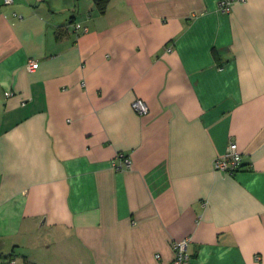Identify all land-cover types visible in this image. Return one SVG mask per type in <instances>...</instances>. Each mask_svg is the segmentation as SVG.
I'll return each mask as SVG.
<instances>
[{
    "label": "crops",
    "instance_id": "crops-1",
    "mask_svg": "<svg viewBox=\"0 0 264 264\" xmlns=\"http://www.w3.org/2000/svg\"><path fill=\"white\" fill-rule=\"evenodd\" d=\"M218 2L0 0V264H264V0Z\"/></svg>",
    "mask_w": 264,
    "mask_h": 264
},
{
    "label": "built area",
    "instance_id": "built-area-1",
    "mask_svg": "<svg viewBox=\"0 0 264 264\" xmlns=\"http://www.w3.org/2000/svg\"><path fill=\"white\" fill-rule=\"evenodd\" d=\"M238 1L244 0H219L218 9L223 13H229L232 5ZM13 0H2L5 5L11 4ZM38 68V62L35 60H29L26 64V69L28 72H33ZM6 95H9L7 93ZM133 111L138 115H146L148 113V106L142 99H136L131 105ZM118 168L127 169L130 168L131 162L124 154L118 155ZM242 161V155L237 151L236 145L231 143L225 155L221 158L215 159L212 168L215 171L234 174L240 167ZM191 242L190 237H185L179 241H174L172 243V250L174 253V258L171 264H191L188 255L186 254V249L188 244ZM158 258V255L156 256Z\"/></svg>",
    "mask_w": 264,
    "mask_h": 264
},
{
    "label": "trees",
    "instance_id": "trees-1",
    "mask_svg": "<svg viewBox=\"0 0 264 264\" xmlns=\"http://www.w3.org/2000/svg\"><path fill=\"white\" fill-rule=\"evenodd\" d=\"M95 6L100 13H104L110 0H94Z\"/></svg>",
    "mask_w": 264,
    "mask_h": 264
},
{
    "label": "rangeland",
    "instance_id": "rangeland-1",
    "mask_svg": "<svg viewBox=\"0 0 264 264\" xmlns=\"http://www.w3.org/2000/svg\"><path fill=\"white\" fill-rule=\"evenodd\" d=\"M15 250H16V249H15ZM19 253H21V251H18V250H17V251L15 252L16 255H19Z\"/></svg>",
    "mask_w": 264,
    "mask_h": 264
}]
</instances>
